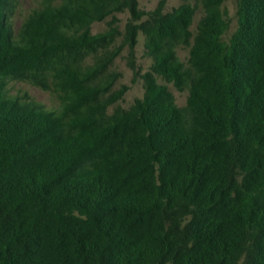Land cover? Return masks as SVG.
<instances>
[{
  "label": "trees",
  "instance_id": "16d2710c",
  "mask_svg": "<svg viewBox=\"0 0 264 264\" xmlns=\"http://www.w3.org/2000/svg\"><path fill=\"white\" fill-rule=\"evenodd\" d=\"M182 1L42 0L17 33L0 0V264H264V0H235L228 40L226 0ZM126 47L145 89L128 109Z\"/></svg>",
  "mask_w": 264,
  "mask_h": 264
},
{
  "label": "rangeland",
  "instance_id": "374dc122",
  "mask_svg": "<svg viewBox=\"0 0 264 264\" xmlns=\"http://www.w3.org/2000/svg\"><path fill=\"white\" fill-rule=\"evenodd\" d=\"M60 1V0H59ZM165 1V11L170 12L175 8H178L183 1L182 0H139L140 8L146 12L156 9L160 2ZM191 4H195L194 0L189 1ZM42 0H16L15 12L12 17L13 29L15 32H19L22 25L24 24L27 17L37 8L40 7ZM223 11L226 14L227 19L230 22V28L227 31L225 40H228L230 36L236 31L238 25L237 19V4L235 0H226L223 7ZM204 15L202 7L197 8V12L194 18V24L192 26L193 32L196 31L198 23L202 16ZM119 20L118 27L122 34L125 33L126 24L130 18L128 12L117 15ZM111 19H108L104 22H97L93 25L92 32L97 34L103 32L108 27V22ZM138 44L136 46L135 56H136V65L138 69H141V73L146 72L152 63L150 57L145 53L144 48V36L139 35ZM123 41V36L117 39L116 46H120ZM178 55L182 61H186L189 56L188 48H179ZM129 53L128 48L126 47L121 55L116 59L114 70L120 72L122 77L117 81L114 86V90L120 89L122 86L126 85L129 87L127 93L125 94L122 101L119 102L120 106L125 109H128L137 99H141L144 96V84L141 79H136L133 70L129 67ZM170 90L173 92L176 103L179 107H184L187 103L188 92H179L173 86H169ZM8 89L10 90L11 95L13 96H26L28 95L31 100H34L41 105L45 106L46 109L56 110L59 109L60 103L56 96L50 92L42 91L41 89L34 87L28 83L15 82L11 81L8 84ZM115 107H110L109 112H112Z\"/></svg>",
  "mask_w": 264,
  "mask_h": 264
}]
</instances>
